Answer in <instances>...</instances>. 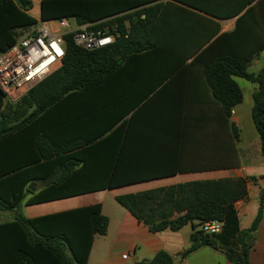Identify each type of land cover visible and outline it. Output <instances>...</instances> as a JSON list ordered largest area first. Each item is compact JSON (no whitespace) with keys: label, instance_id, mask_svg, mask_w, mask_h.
<instances>
[{"label":"trees","instance_id":"obj_1","mask_svg":"<svg viewBox=\"0 0 264 264\" xmlns=\"http://www.w3.org/2000/svg\"><path fill=\"white\" fill-rule=\"evenodd\" d=\"M262 4L246 9L233 33L219 35L202 49L218 27L206 32L208 19L192 11L196 4L190 0H0V52L15 45L38 20L73 17L80 23L98 22L96 28L117 30L113 45L95 51L75 46L72 34L66 35L57 71L17 102L5 101L0 91V213L175 172L156 170L143 160L138 119L142 111L149 113L147 107L164 86L185 77L188 66L197 62L204 63L202 75L235 140L238 130L229 119L243 96L233 77L256 84L251 119L264 159V66L257 74L250 73L253 55L240 58L220 49L235 39H243L244 47L253 46L252 54L264 49V24L254 19L257 28L246 29V20ZM191 17L202 21L194 34L188 30ZM209 55L212 58L205 63ZM184 100L174 97L168 107L180 111ZM131 143L138 145L133 152ZM250 180L192 181L119 195L115 201L152 233L191 224L193 243L182 258L210 247L222 250L233 264H248L262 210L249 229L241 230L234 205L246 198ZM34 183L44 186L36 194L30 189ZM205 221L222 222L221 232L199 230ZM107 228L101 204L33 219L15 213L11 222L0 225V264H87L94 237L106 235ZM137 264L174 263L168 253L159 251Z\"/></svg>","mask_w":264,"mask_h":264},{"label":"crops","instance_id":"obj_2","mask_svg":"<svg viewBox=\"0 0 264 264\" xmlns=\"http://www.w3.org/2000/svg\"><path fill=\"white\" fill-rule=\"evenodd\" d=\"M190 1L196 4L195 10L192 11L208 19L204 22L206 32L214 30L215 26L218 27L215 36L202 49L219 35L233 33L237 19L244 14L246 9L252 7L253 10L258 2L264 3V0ZM257 8L251 13L250 19L246 20V29L247 27L257 28L254 25V19L260 24H264V4ZM191 18H194L192 19L194 21L190 23L188 30L194 34L198 31L202 21L196 17ZM245 33L250 32L245 30ZM242 42L243 39H239V41L235 39L231 45L223 43L220 45V49L240 58L253 55L247 68V71L250 72L249 67L264 55V49L252 54L254 47H244ZM211 58L212 56L209 55L204 59V62L207 63ZM192 60L193 57L187 60V63L190 64ZM203 64L197 62L188 66V74L185 77H178L172 84L164 86L160 97L154 99L150 107H147L146 110L149 113L142 111L138 119L140 144L137 146L140 147L143 160L149 165H154L156 170L164 169L175 172L165 174L159 179L125 187L146 185L151 190L192 181L253 179L247 183L246 198L236 202L234 207L241 230L250 228L261 207L262 215L253 233L247 259L248 264H264V200L261 202V193L264 192V159L260 153V139L251 119L252 94L256 84L239 77H233L243 96L242 101L231 110L229 119V123L238 130L239 137L235 140L234 131L222 118V109L214 102L211 90L202 75ZM262 66H264V60L257 72L250 73L257 74ZM239 80L249 82L253 86L244 91ZM178 96L185 98L180 111L168 107L173 104L172 98ZM251 124L252 127H250ZM246 128H252L254 132L250 134L247 132L250 129ZM178 132L182 133L180 137ZM137 146L131 143V152L138 148ZM43 187L40 183H34L31 184V191L36 194ZM108 191L112 190L47 202L75 199L77 206L55 209L44 214H31L25 218L33 219L101 204V212L108 219L107 233L104 236L94 237L87 264H137L151 260L159 251L168 253L173 258L174 264H233L226 259L222 250L210 247L199 248L182 258L181 254L193 243L191 235L194 228L191 224L185 225L178 231L167 229L152 233L119 205H111L106 213L104 200L96 199V197L100 194H103L104 197ZM116 196L119 195H114V200ZM21 206L36 205L22 204ZM16 209L0 214L8 213L14 216L17 213ZM2 220H0V225L11 222L13 218Z\"/></svg>","mask_w":264,"mask_h":264},{"label":"built area","instance_id":"obj_3","mask_svg":"<svg viewBox=\"0 0 264 264\" xmlns=\"http://www.w3.org/2000/svg\"><path fill=\"white\" fill-rule=\"evenodd\" d=\"M106 20L102 21L105 22ZM97 23H80L68 18L38 20L12 47L0 52V91L5 101H19L33 86L57 71L65 55V36L72 34L75 46L95 51L115 43L116 26L96 28ZM219 221L201 222L198 229L207 234L221 232Z\"/></svg>","mask_w":264,"mask_h":264},{"label":"rangeland","instance_id":"obj_4","mask_svg":"<svg viewBox=\"0 0 264 264\" xmlns=\"http://www.w3.org/2000/svg\"><path fill=\"white\" fill-rule=\"evenodd\" d=\"M36 4H37V2H36ZM36 4H35V8H36L35 12H36V10H38V5H36ZM67 18L71 24L73 23V21L75 19L73 17H67ZM262 60H264V55H262V57H260L257 60L258 62H256L253 66H250L248 70L250 72H257L261 67ZM239 81L241 83L240 86L244 89V91L249 90V88L253 86V84L246 82L244 80H239ZM250 127H252V124ZM246 129H250L249 131H247L250 134H252L254 132V130L252 128H246ZM145 190H149L146 187V185L124 187L121 189L108 191L105 193L104 197L102 196L103 194H100V196L96 197V199H99V200L103 199L104 200L105 212L108 213V210H109L111 205H115V206L118 205L113 198L114 195H124V194L135 193L137 191H145ZM73 206H77V201L75 199L65 200L63 202H53V203H47V204H42V205H36V206H32V207H24V206L20 205V207L16 209V212H17V214H19L23 217H27L31 214H33V215L44 214V213L51 212L55 209L71 208ZM10 218H13V215L8 214V213L0 214V220L3 219L2 221H5V220L10 219Z\"/></svg>","mask_w":264,"mask_h":264},{"label":"water","instance_id":"obj_5","mask_svg":"<svg viewBox=\"0 0 264 264\" xmlns=\"http://www.w3.org/2000/svg\"><path fill=\"white\" fill-rule=\"evenodd\" d=\"M30 189H31V187H30Z\"/></svg>","mask_w":264,"mask_h":264}]
</instances>
